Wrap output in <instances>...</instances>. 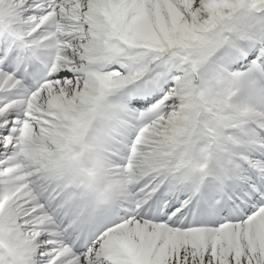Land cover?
<instances>
[{"label":"rangeland","instance_id":"obj_1","mask_svg":"<svg viewBox=\"0 0 264 264\" xmlns=\"http://www.w3.org/2000/svg\"><path fill=\"white\" fill-rule=\"evenodd\" d=\"M14 1L18 5L9 7L6 11L8 14L14 9H22L21 12L25 10L27 12V15L23 17L25 20L29 21V16L35 14L37 25L43 27L35 28V33L28 31L32 28H27L25 34L17 30L25 41L23 44H26V47L30 46L35 51L36 57H28L19 63L21 59H15L17 55L7 53L6 56H0V122L10 120L8 130L23 129L28 125L34 128L33 134L27 137L28 141L24 140L27 134L21 136L23 132L19 131L15 133L16 137L11 139H9L8 132L0 138V163L8 164L12 170V177L9 179L12 190L7 192L5 198L19 200L21 195L25 196L26 216L24 219L28 221L23 224L25 226L24 237H21L18 232V241L21 246L26 244L27 250H30L36 258H40L42 252H47V257L41 261L45 264H63L64 259L68 261V264H112L115 260L111 253L119 243H124L130 248L136 258L140 257V260L138 259L140 264H264V197L260 198L261 207L255 210L252 216L253 223L246 221L241 224L242 226L235 224L233 229L223 230L224 232L206 239L201 234L187 235L189 233L186 232L184 226L168 225L166 219H160V222L152 220L150 225L146 226L144 219L136 214L139 199H142L145 205L151 204L155 199H160L161 193L156 188L163 180L162 175L159 177L161 172L157 169L138 179L140 176L138 171L141 168V159L138 154L143 155L148 149L140 146L139 138L145 136L149 130L160 127L158 124L167 117L168 106H171L174 101L166 99L167 95L162 93L167 79L164 68L156 72L153 84L148 83L136 87L133 83L136 82L138 76L128 62L97 63L86 60V52L91 46L90 41L87 40L89 33L86 18L77 17L73 10L82 13L93 11L92 17H96L99 22L103 23L115 15L117 2L115 0L102 1L93 9V0ZM152 1L154 0H142L141 7L137 10L149 11V3ZM199 1L198 5H194L196 9L199 7ZM56 2L54 6L53 3ZM61 2L64 4L61 5ZM133 4V0L128 3L127 12H130ZM49 14L55 17L47 28L44 25ZM84 15L89 16V14ZM31 36L36 37V40L31 42ZM244 38L251 44L264 40V24L257 22L247 28ZM38 40L45 46L35 47ZM23 56H27V52ZM43 56L45 60H42ZM9 62H14L12 71L8 69ZM222 63L218 62L212 70L213 80L207 88L209 89L207 93L211 90L213 95H219L221 102L226 101L222 99L223 94L230 96L231 102H226L222 110L230 118L231 128L238 126L241 130H246V133L240 134L238 129L230 131L231 139L222 137L218 144L229 153L233 166L236 164L237 157L250 161V157L256 154V151L262 154V157L253 163L254 168L248 164V169L244 168L239 171L248 172L247 180L250 183L256 176L254 173L264 171V56L257 58L256 63L241 75L234 76ZM22 64L27 69L25 74H19ZM39 65L45 68H37L36 66ZM260 71H262L261 74ZM186 75L182 77L185 78ZM139 76L147 77V72H140ZM92 78L103 80L113 90L126 86L129 92L133 91L135 94L131 105L127 102L119 106L116 104L109 116L111 120L100 122L105 126L104 131L108 127L112 129L108 133L109 142L105 144L107 149H104V152L90 148V137L84 142L86 152L96 157L93 167L97 171L98 178L102 181L104 178L107 179V187L110 190L119 188L130 192L128 199H131V202L126 204L127 207L125 206L126 198L116 197L115 200L122 203L121 206L113 207V209L103 208L101 205L104 206V203H101L98 197L94 198L92 194L90 196L89 192L86 194L82 186L79 188L83 176V172H80L81 165L72 167L59 178L58 176L46 177L50 187L59 184L60 188L59 193L56 192L52 196L44 193L40 182L44 179L43 183L46 184V178L41 181L40 179L48 172L40 169L39 165L33 164L32 147L29 144L35 143L41 147L40 140L48 138L54 130H58L59 120L53 114L56 112L63 114L64 103L73 108L72 117L75 116L77 121L84 118L87 123H91L93 119L91 111L98 101L100 89L97 88L87 94L90 100L87 107L79 109L77 103L81 101L79 95L86 89L84 82ZM140 80L142 79L139 78L138 81ZM193 85L195 84L191 83V86ZM168 91L166 93H169ZM157 93H161L159 97L155 95ZM151 94L153 95L152 106L140 108L141 95ZM235 95H238L236 99L232 97ZM59 109H62V112ZM253 120L258 121L261 128L257 127L255 125L257 123ZM91 126L97 128V122ZM90 134H95V131H90ZM214 141L213 135L209 134L202 136L198 145L190 146L196 147L197 153H200L204 160L207 155L209 157L212 154ZM234 141L236 146L240 144L238 148L234 147ZM242 144L252 149H244ZM67 159L69 160L70 157L68 156ZM3 168H5L4 165L0 167L1 174L4 173ZM182 173L181 181L188 171L184 170ZM95 180L97 181L96 178ZM198 180L201 185H204L200 177H197ZM254 181L256 185H259L257 180L254 179ZM82 183H85L90 190L94 187L89 176ZM69 185L75 189L78 187L81 190L80 195H74V191L67 187ZM263 185L258 186L260 190H264ZM208 189V195L213 198L220 186L214 182ZM187 190L186 185L182 184L176 192L168 193L167 196H173L168 207L170 208L174 202L183 199ZM206 191L207 187L202 191V195L206 194ZM48 201L50 202L47 203ZM202 201L198 202L199 207L202 206ZM86 207L87 211L84 212ZM99 208H102V213L95 216L93 210L98 211ZM159 210L160 208L152 211V216L156 219L160 217ZM3 211V207H0V219ZM42 218H46L45 222L48 223L46 224L48 228L45 230L41 224ZM182 218V212L173 216L175 221H187V218ZM213 230L217 231L216 228ZM78 231L80 233L77 234ZM7 232L4 224L0 222V244L3 246H5L7 238L5 233ZM86 234L93 236L90 243L92 248L76 252L73 245L69 243L70 238L76 235L83 238ZM50 239H52L51 242H49ZM62 254L67 256L63 258ZM59 257L62 259L59 260ZM12 263L13 259L9 251L0 252V264Z\"/></svg>","mask_w":264,"mask_h":264},{"label":"trees","instance_id":"obj_2","mask_svg":"<svg viewBox=\"0 0 264 264\" xmlns=\"http://www.w3.org/2000/svg\"><path fill=\"white\" fill-rule=\"evenodd\" d=\"M254 0H204L200 7L192 11L189 0H176L175 4L169 2L162 9L158 8L153 14H147L133 22L131 28H135L133 39L147 41L151 46L159 50H167L174 46H185L192 52L223 54L220 52L224 47L230 46L225 38L226 31H234L241 35L245 28L257 19H264V5L255 6ZM264 3V1H263ZM262 14V15H261ZM176 59L168 58L163 63L175 62ZM201 63V62H200ZM199 68H201L198 63ZM182 64L173 63L170 70L171 81L177 83L174 89V96L184 99L188 83L180 80L177 72H184ZM204 80L206 78L204 77ZM193 100H196L193 94ZM195 106L179 107L169 116L170 126L175 123L190 121L196 124ZM190 122V124H191ZM189 124V123H188ZM171 128L166 129L165 136L157 135L154 142L156 147L161 148L165 143L166 136ZM168 131V132H167ZM148 167L149 165L146 164Z\"/></svg>","mask_w":264,"mask_h":264},{"label":"bare ground","instance_id":"obj_3","mask_svg":"<svg viewBox=\"0 0 264 264\" xmlns=\"http://www.w3.org/2000/svg\"><path fill=\"white\" fill-rule=\"evenodd\" d=\"M135 212H136V214H138L140 217H142L144 219V223L146 224V226L150 225L151 220H156L153 217L145 214L140 207ZM226 220H228V219H225L224 221H222V224L225 223ZM199 223L200 222L197 221V222L191 223L190 226H194V225H197ZM151 225H152V223H151ZM214 225L217 227L219 226L218 223H214ZM220 227H222V226H220ZM221 231H223V228ZM187 235H189V234H187ZM208 246H210V244H208ZM115 252H116V254L114 255L115 258L121 259L122 257H124L125 253L121 252L118 248H115Z\"/></svg>","mask_w":264,"mask_h":264}]
</instances>
